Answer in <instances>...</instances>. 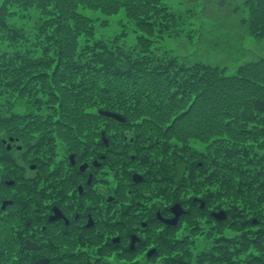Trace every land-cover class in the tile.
Returning a JSON list of instances; mask_svg holds the SVG:
<instances>
[{"label":"trees","instance_id":"1","mask_svg":"<svg viewBox=\"0 0 264 264\" xmlns=\"http://www.w3.org/2000/svg\"><path fill=\"white\" fill-rule=\"evenodd\" d=\"M243 6L248 35L264 39V0ZM97 12L105 19L91 15ZM120 14L122 32L101 38L98 29ZM17 17L33 25L17 26ZM126 27L137 33L130 48L122 46ZM179 32L164 0H1L0 94L25 110L9 111V102L0 134L39 133L48 144L67 137L70 150L85 145L93 158L98 121L112 119L99 110L120 113L128 132H106L118 149L111 167L123 175L136 162L152 198L198 197L224 210L216 230L233 233L232 247L250 245L246 234L255 231L253 246L264 255V56L227 74L226 67L158 54V43ZM8 256L0 253V264Z\"/></svg>","mask_w":264,"mask_h":264},{"label":"flooded vegetation","instance_id":"2","mask_svg":"<svg viewBox=\"0 0 264 264\" xmlns=\"http://www.w3.org/2000/svg\"><path fill=\"white\" fill-rule=\"evenodd\" d=\"M98 122L93 158L85 145L70 150L67 137L56 135L48 144L39 133L1 132L2 255L16 254L23 264H232L240 251L233 264L264 263L263 250L252 243L255 231L246 234L250 245L232 247V232L216 230L215 206H201L198 197L152 198L136 162L123 175L111 167L118 149L106 132L128 130L115 119ZM134 174L142 179L136 182ZM176 203L182 211L168 223ZM4 258L3 264L13 262Z\"/></svg>","mask_w":264,"mask_h":264},{"label":"rangeland","instance_id":"3","mask_svg":"<svg viewBox=\"0 0 264 264\" xmlns=\"http://www.w3.org/2000/svg\"><path fill=\"white\" fill-rule=\"evenodd\" d=\"M1 1V0H0ZM175 14L180 32L165 36L158 43L157 51L177 57L179 63L191 65L197 61L226 67V73H234L236 67L249 60L264 56V39L248 35L246 25L240 19L246 15L244 0H164ZM99 12L91 14L97 16ZM101 19H105L104 15ZM126 19L123 14L108 19V27L99 28V36L104 40L112 39L122 32ZM15 25H26L25 19L14 18ZM31 22L28 26H32ZM27 26V27H28ZM130 26V25H129ZM182 29V30H181ZM122 46L132 47L137 33L131 27ZM11 103L9 110L8 105ZM7 108V109H6ZM24 112L22 101H13L6 93L0 94V112ZM233 234V233H232ZM239 263V262H237Z\"/></svg>","mask_w":264,"mask_h":264},{"label":"water","instance_id":"4","mask_svg":"<svg viewBox=\"0 0 264 264\" xmlns=\"http://www.w3.org/2000/svg\"><path fill=\"white\" fill-rule=\"evenodd\" d=\"M99 114L103 115V116H106V117H109V118H112V119H115V120H118L120 122H125L126 121V118L124 116H122L120 113H117V112H113V111H109V110H99ZM104 141L107 143L108 140L106 138H104ZM134 180L136 182L140 181L142 179V177L138 174H134ZM139 176V177H137ZM201 206H203V203L201 202L200 203ZM173 210L175 211V216L173 219H170V220H167L168 223H175L176 222V218L177 216L181 213V206L179 203H176L175 205H173ZM214 216L217 218V219H220V220H224L226 219L227 217V213L224 211V210H219L215 213H213ZM27 242H30L29 240H26V244ZM38 264V262L36 263Z\"/></svg>","mask_w":264,"mask_h":264}]
</instances>
